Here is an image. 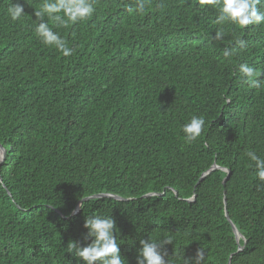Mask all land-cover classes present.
Here are the masks:
<instances>
[{
	"label": "trees",
	"instance_id": "1",
	"mask_svg": "<svg viewBox=\"0 0 264 264\" xmlns=\"http://www.w3.org/2000/svg\"><path fill=\"white\" fill-rule=\"evenodd\" d=\"M45 2L0 0V264H82L67 244L91 242L83 224L96 214L114 219L127 264L141 239L162 238L169 264L199 250V264H264V181L246 155L264 158V23L226 24L215 40L217 12L199 0H146L143 14L128 12L136 0H95L65 26L36 15ZM41 21L70 56L41 42ZM193 116L205 126L187 144ZM98 193L123 199L82 200Z\"/></svg>",
	"mask_w": 264,
	"mask_h": 264
},
{
	"label": "clouds",
	"instance_id": "2",
	"mask_svg": "<svg viewBox=\"0 0 264 264\" xmlns=\"http://www.w3.org/2000/svg\"><path fill=\"white\" fill-rule=\"evenodd\" d=\"M264 0H199L201 7L211 6L217 12L214 23L221 27L216 30L215 40H222L225 35L224 25L232 24L240 29L249 25H259L264 23V10L260 5ZM95 0H46L41 5L40 11L36 13L38 17L47 15L53 22L60 25L74 24L85 20L95 12ZM146 0H136L135 9L130 5L128 12L135 10L138 14H143L146 10ZM62 13V15H61ZM24 14L22 4H14L8 8V15L11 20L16 21ZM35 32L41 42L48 46H54L63 56H70L73 49L68 47L66 41L48 23L41 21L36 25ZM237 46H243L244 40L239 36L235 39ZM224 57H230L233 52L226 49ZM238 72L243 80L252 87H260L261 82L257 79L261 73L253 69L247 63L238 66ZM205 120L200 116H193L182 126L184 142L191 144L202 134ZM250 161L253 162L255 174L258 180L264 181V158L258 156L254 151L246 153ZM83 227L87 229L85 240L90 239V243L81 246L76 241H69L66 252L73 255L82 264H127L121 256L120 247L117 243L116 224L111 215H90L84 219ZM171 243L170 239L160 240L141 239L140 247L137 250L136 264H169L165 260L166 252L164 245ZM203 257V252L199 250L193 258L194 264H199Z\"/></svg>",
	"mask_w": 264,
	"mask_h": 264
},
{
	"label": "water",
	"instance_id": "3",
	"mask_svg": "<svg viewBox=\"0 0 264 264\" xmlns=\"http://www.w3.org/2000/svg\"><path fill=\"white\" fill-rule=\"evenodd\" d=\"M4 153H5V149L0 145V162L4 159ZM216 168H219L216 164H213L211 166V168L208 170V171H205L201 174L200 176V180L203 179L204 176H206L211 170L213 169H216ZM224 169V168H223ZM227 171V175L223 178L222 180V183L224 184L225 181L228 179V174H229V170L228 169H225ZM151 194V193H149ZM176 194V192H175ZM93 197H112L114 199H119V200H122L123 198L117 196V195H113V194H108V193H98V194H94V195H91V196H88V197H84L82 200H86L88 198H93ZM195 197V195H193L189 200H193ZM81 200V201H82ZM224 205L226 206V197L224 196ZM81 201L79 202V204L81 203ZM79 204L78 206L76 207V209L74 210L73 213H76L78 210H79ZM225 216L227 218V220L230 222L231 224V227H232V230L234 232V235H235V239L236 241L238 242L239 241V238H243L242 234L236 229L235 225L230 221L229 219V216H228V212L226 210V207H225ZM243 248V246H238V251H240L241 249ZM229 262H230V259H229Z\"/></svg>",
	"mask_w": 264,
	"mask_h": 264
},
{
	"label": "bare ground",
	"instance_id": "4",
	"mask_svg": "<svg viewBox=\"0 0 264 264\" xmlns=\"http://www.w3.org/2000/svg\"><path fill=\"white\" fill-rule=\"evenodd\" d=\"M145 195V194H144ZM100 198V197H99ZM110 198V197H109ZM125 199V198H124Z\"/></svg>",
	"mask_w": 264,
	"mask_h": 264
}]
</instances>
